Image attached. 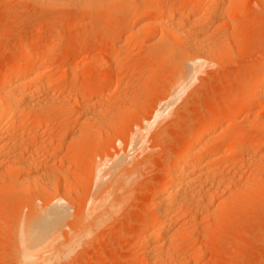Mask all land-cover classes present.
Instances as JSON below:
<instances>
[{"label": "rangeland", "instance_id": "374dc122", "mask_svg": "<svg viewBox=\"0 0 264 264\" xmlns=\"http://www.w3.org/2000/svg\"><path fill=\"white\" fill-rule=\"evenodd\" d=\"M197 1L99 0L93 8L0 0V84L36 56L23 67L27 72L45 67L46 78L45 87L34 90L35 109L18 130L23 136L0 144L1 160L23 153L18 155L31 160L33 174L15 170L13 185L0 181V264H21V221L61 197L70 209L60 230L64 255L49 264H145L150 243L140 237L162 218L157 192L179 154L209 122L225 123L227 129L203 142L206 148L225 146L220 155L227 165L219 178L241 182L219 188L228 200L221 205L223 198H218L212 213L179 207L180 226L167 244L173 256L165 264H264V125L253 126L263 111L262 100L254 98L244 110L239 102L260 93V85L249 81L264 74V0H244L234 8L201 0L198 7L186 8L179 19L190 28L185 38L199 45L207 37L199 46L211 44L213 51L205 52L210 65L181 88L188 63L183 44L155 25L129 32L135 21H154L158 5L178 10ZM51 45L54 49L42 56ZM83 54L90 61L85 67L79 63ZM105 80L96 94L90 93ZM230 132L245 141L232 142ZM102 160L108 167L121 163L95 190L94 164ZM182 226L186 230L181 233ZM70 238L77 245L72 241L68 246ZM192 242L198 252L191 250Z\"/></svg>", "mask_w": 264, "mask_h": 264}, {"label": "bare ground", "instance_id": "6f19581e", "mask_svg": "<svg viewBox=\"0 0 264 264\" xmlns=\"http://www.w3.org/2000/svg\"><path fill=\"white\" fill-rule=\"evenodd\" d=\"M34 1H37L38 3H42V5L43 3L48 4V5L49 4L59 5V4H65V3H75V4H80L79 6L81 5L94 6L96 5V3L98 4L99 2V0H34ZM212 1H216V0H212ZM219 1H224V3L226 2L227 4L229 3V8L231 7L234 8V6H237V5H238L237 7H239L240 6L239 4L243 5L242 1L244 0H219ZM200 3H201V0H198L197 2L189 3L185 5L182 9H178V10L176 9L174 10V8L172 7L158 5L153 10L154 16L152 19L154 21H150V22L144 21L145 23H140V21H135L133 24L129 25L130 30H131L129 32H133L135 27H136L135 29L138 28L140 31H142V29L145 30V28L149 27L150 25H155L157 26V28H160L161 31L162 30L165 31V33H167L169 37L171 36L172 39L174 38L176 40L175 42L179 41L178 42L179 44L180 43L183 44L182 45L183 50L185 49V52L187 54L186 56L188 57V63L187 61H185L186 69L182 73L179 88H181L183 84L185 83V81H187L189 78L197 77L196 75H198V73H200V71L203 70L202 68L204 66L206 67L207 65H210L209 61H211V59L208 61L209 55L207 57L205 55V52H208L209 54H211V51H213L211 49L212 47H210L211 44L209 43L210 45H208L206 41V45H208L206 46L207 48L199 46L201 42L204 43V40H206L207 37L204 38L203 36L200 40H198L199 39L198 38L197 39L198 42L201 41L199 45L197 43L195 44V42L193 43L192 40H191L192 42L189 41L190 39L187 38V36L185 38L184 35H186L185 31L189 32L190 28L188 29L186 25L180 24L179 22L182 19V16L184 15V12L186 11L187 7L196 8L200 5ZM100 4L102 3L100 2ZM95 7L96 6H94L93 8ZM114 10H115V7H114ZM221 11H223V9ZM135 12L133 11L132 13H135ZM132 13L130 15H132ZM128 39H131L130 36ZM218 43L220 42L218 41ZM161 45L163 46V44ZM161 48H164V47H161ZM53 49H54L53 45L48 46L45 49L42 56L47 55ZM166 49H167V46L165 47V50ZM169 52H170V48H169ZM192 55H194V57H192ZM189 57L191 58L189 59ZM33 60H38V56L29 57L23 64L27 65ZM79 63L84 67L90 64V61L88 60V57L86 54H83L82 58H80ZM23 64H20L17 67H15L11 76L6 74L7 78L5 77V79L0 84V87H1L0 88L1 89L0 91V144H2L3 142L6 144L8 142H11V144H13V142H15L17 139H20V136L22 134H20L21 132L19 133L18 130L22 128L23 125H25V122H26L25 115L30 113L33 109H35L37 105V102H36L37 100L36 98H34V94H35L34 90L43 89L46 85V78L43 75L45 67H40L34 72L32 71L27 72L28 70L25 71ZM127 80H128L127 78H123L122 81L126 82ZM105 82L107 83V81L105 80L104 82H101L93 86L90 89V93L96 94V92L98 91V88L104 85ZM250 83H253L255 85H260L259 96L257 95V93H254L253 95H250V96L248 95L245 97H241L239 99L240 100L239 102H241L242 108L244 110L252 105L251 103L254 100V98L256 97L261 98L262 102L260 104L262 105L261 107L263 111L260 112V114L258 115V118H256L255 122H253V126L255 128H259L260 126L264 125V74L260 76L259 78L250 79L249 84ZM179 92L180 91H178L177 89L173 93H171L170 96H174ZM39 103L42 104L41 102ZM231 120L232 119L230 118V121ZM224 124L220 125L217 123L209 122L207 123L206 126H203L201 128L200 132L195 137L192 145H190L186 150L182 151L179 154V156L177 157L173 165L172 170L169 172L170 174H168V178H167L165 185L157 192L156 201L158 205L160 206V210L162 212V218L159 220H154L149 225L148 228L146 227L147 229H144L140 237V239L148 240L150 243V250L147 251L145 253L146 255L144 256L145 264H165L167 261H169L168 259L171 255L170 254L171 251L170 252L168 251L167 244L169 242L171 243L172 234L174 233L175 229L178 228V226H180V224L177 222V211L181 205L184 204V205L189 206L191 209L190 213L200 212L201 214L202 210L204 211V209H207L206 211L208 212L211 211L212 213V211L216 208L215 207L216 204H214V202L217 201L218 198L221 200L224 197L220 195V191L222 188L220 189V191H219V188L220 187L231 188L233 187V185H237L238 183L241 182V181L240 182L236 181L234 178H232V176L225 177L224 174H221V176L224 175L225 178L224 177L219 178L220 173L221 172L223 173L225 169V165H227L224 163L225 161L222 160L221 155H220V154L223 155L225 146L212 145L208 148L203 146V142L210 135H212V133H215L216 135H220L226 132L227 129H225ZM10 128H13V129L17 128L18 133L16 132V134H14L15 133L14 130H13L14 133H12L13 131H11ZM229 129L231 128L229 127ZM8 130L9 132H7ZM229 138L232 142L235 141L236 138H238L236 139L237 141L239 140L238 142L245 141V137H237L232 132H230L228 139ZM1 146L0 148L2 149ZM0 153H1V150H0ZM18 154L22 156L23 153L22 154L18 153ZM18 154L10 155L12 157L7 156L8 158L5 157L6 159L4 160H1L2 153L0 154V158H1L0 159V181H3L6 186L7 185L9 186L10 184H12L10 182L12 179L11 176L13 175V171L19 170L22 173L24 172V175L29 174V176L32 173L31 164H30L31 160L28 158L30 160L28 163L27 162L28 159H24V160H27L25 162H27L28 165L30 164L28 166L24 161H22L23 160L22 157L24 155L21 157ZM112 163L113 164H110L109 167L105 160H102L101 164L100 163L94 164V170L96 173V178H95L96 181H94L95 190H98L99 188H101L103 184H105L109 179H111L114 176L117 169L120 167L121 162L113 161ZM253 176H256V175H253ZM28 177L26 178L29 179ZM26 181L28 182V180ZM207 183H208V186H206ZM222 200L223 202L221 203V205L224 204L225 203L224 201L228 199L224 200L223 198ZM50 204L51 205L44 207L42 209L43 211H40V212L32 211L33 213L29 214L27 218L23 219L19 225V231H18L19 232L18 235L20 236L19 255L21 257V264H49L52 261L56 260V258L58 259L59 256L64 255V252H62V250L65 248L61 249L63 245V241L61 240L62 235H60V232H61L60 230L64 228V224H63L64 220L70 216L69 203L67 202V200L61 197L59 199H56V201ZM109 207L113 209L115 208V205H110ZM217 207H221V206L218 205ZM182 227L183 228H181V233L186 230L185 226H182ZM78 238L79 237H77L76 240ZM80 239H82V237L79 238L78 242L80 241ZM76 240L71 239V241L69 242L70 245L68 244L67 245L72 246L71 245L72 241H74L75 244L77 245ZM60 241H62V243H60ZM197 246L193 243L191 250L193 252H198L199 248H197ZM68 250L69 248L67 249V251ZM50 252H51V255L48 256V253ZM172 256L173 255H171V257Z\"/></svg>", "mask_w": 264, "mask_h": 264}]
</instances>
